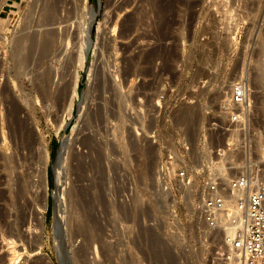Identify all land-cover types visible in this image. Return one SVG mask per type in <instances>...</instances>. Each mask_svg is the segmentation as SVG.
<instances>
[{"label":"rangeland","instance_id":"1","mask_svg":"<svg viewBox=\"0 0 264 264\" xmlns=\"http://www.w3.org/2000/svg\"><path fill=\"white\" fill-rule=\"evenodd\" d=\"M54 1L61 23L33 22L28 32L55 27L60 41L50 59L36 53L26 67L15 39L33 1L0 7V161H15L11 176L0 168V264L13 255L17 264H61L55 241L63 264H82L88 241V264H229L226 229L207 228L198 212V184L162 182L158 172L181 138L195 146L194 168L221 159L216 146L239 136L214 128L227 127L221 105L239 79L253 101V145L264 144V0H99L88 65L81 54L97 0ZM76 86L82 102L70 108ZM65 135L55 228L54 159ZM74 214L84 233L73 234ZM152 233L170 250L156 254Z\"/></svg>","mask_w":264,"mask_h":264},{"label":"built area","instance_id":"2","mask_svg":"<svg viewBox=\"0 0 264 264\" xmlns=\"http://www.w3.org/2000/svg\"><path fill=\"white\" fill-rule=\"evenodd\" d=\"M225 99L221 113L227 118V127L214 130L237 134L238 139L216 146L213 153L219 161H201L194 168L195 146L181 138L162 157L159 179L190 187L197 183L201 191L197 209L205 226L216 232L227 226L235 228L228 241L236 252V264H264V144L258 150L253 145V101L247 82L239 79ZM226 158L232 161L226 162ZM225 257L232 259L231 254Z\"/></svg>","mask_w":264,"mask_h":264},{"label":"bare ground","instance_id":"3","mask_svg":"<svg viewBox=\"0 0 264 264\" xmlns=\"http://www.w3.org/2000/svg\"><path fill=\"white\" fill-rule=\"evenodd\" d=\"M33 2L30 4V7L27 9L28 11V13L26 14L27 15V17H28V22H29V24L27 23V25L28 26H26V31L24 32L23 30V32L24 33H20L19 35H18V37L15 39V40H17L16 41V47L20 50L19 52H21V50L22 51H24V54L22 55V56H24V61H20V63L22 64V65H25L24 67H26V65H27V62L28 61H30L31 60V58L34 56V54H36V53H38L37 54V56L39 55V58L38 59H40L39 60V62L41 61V60H45V59H48V57L50 56V54H51V52H52V49L56 46V44L60 41V38H61V36H59L58 34V31H57V28L55 29V27H52V28H48V29H46V30H44L43 29V31H39V32H35V33H29L28 32V30L30 29V26L32 25V23L34 22V24L35 25H37V28H38V26L41 28H43V26H47V25H54L55 23H57V22H59V23H61L60 22V19L58 20V12H59V8H60V6L58 5L59 4V2H57V1H54V0H32ZM86 1H88V0H86ZM7 2V0H1L0 1V7L2 6V5H4L5 3ZM84 6V5H83ZM86 6H84L83 8H85ZM88 7V6H87ZM86 7V8H87ZM101 8V2L99 1V0H97V2H95V4L94 5H92L91 6V8H90V10H89V15H90V17H89V20H88V22H89V28H88V32L91 34L90 35V39H89V41H90V44H89V46H88V49L86 50V55H84L83 53L81 54V63H82V61H83V64H84V62H86L87 63V65L89 64V57L91 56V57H93L92 55V52L94 53V51H95V47H94V40H93V38H94V32H96L98 29H99V27H100V23L98 24L97 23V20H96V14H97V12H98V10ZM87 9H89V8H87ZM88 11V10H87ZM36 12L38 13V15L37 16H35L36 15ZM82 13V12H81ZM26 17V18H27ZM12 18V17H11ZM25 20V19H24ZM63 20V19H62ZM26 21V20H25ZM87 22V23H88ZM26 23V22H25ZM50 27V26H49ZM86 27V26H85ZM36 28V27H35ZM87 28V27H86ZM39 29V28H38ZM41 30V29H40ZM80 30V29H79ZM85 28H84V31H83V29H82V32L85 34ZM100 30V29H99ZM21 31V32H22ZM35 31V30H34ZM33 32V31H32ZM93 36V37H92ZM59 40V41H58ZM62 40H64V36H62ZM65 42V41H64ZM88 45V44H87ZM58 46L59 45H57V47L56 48H58ZM62 46V45H61ZM60 47V46H59ZM60 49H62L61 50V53H62V55H63V46L62 47H60ZM59 50V49H58ZM11 51V50H10ZM17 51V50H16ZM55 51H57V50H55ZM60 51H58V53H59ZM16 53V52H15ZM18 53V52H17ZM22 53V52H21ZM57 54V53H56ZM60 54V53H59ZM17 56H18V54H17ZM54 56V55H53ZM56 57L58 58V55H56ZM60 57V56H59ZM35 58V57H34ZM51 57H49V59H50ZM54 58H55V56H54ZM80 58V57H79ZM19 59V58H18ZM84 59H85V61H84ZM59 60V59H58ZM91 60H92V58H91ZM17 61V60H16ZM37 61V60H36ZM33 62V61H32ZM31 61H30V63H32ZM45 62V61H44ZM91 62V61H90ZM29 63V62H28ZM15 64V63H14ZM37 64V63H36ZM82 64V65H83ZM29 65V64H28ZM18 66V65H17ZM30 66V65H29ZM28 66V67H29ZM37 66H39V65H37ZM45 66V65H44ZM84 66V65H83ZM27 67V68H28ZM26 68V69H27ZM92 68V67H91ZM24 71V70H23ZM28 71V70H27ZM29 72V71H28ZM27 72V73H28ZM44 73V72H43ZM47 72H45V74H46ZM42 75V74H41ZM41 75H40V77H41ZM90 75V74H89ZM259 75V74H258ZM261 75H262V73H261ZM55 76V75H54ZM38 77H39V75H38ZM44 77L45 78H47V76L46 75H44ZM53 78V77H52ZM45 80V79H44ZM78 80V79H77ZM48 81V80H47ZM44 85V84H43ZM46 86V85H45ZM234 86H235V84H234ZM234 86H233V88H234ZM49 87V86H48ZM68 87H70V84L69 85H67V87L66 88H68ZM48 89V88H47ZM52 89V88H51ZM69 90V89H68ZM82 92V91H81ZM49 95V94H48ZM74 95H75V97L71 100V102H70V108H73L74 106H75V104H76V97H77V100L79 101V103H77L78 104V106L80 107V104H81V102H82V100H80L81 99V94H80V87H75V89H74ZM226 100V99H225ZM224 103H225V101H224ZM76 104V105H77ZM185 112V111H184ZM184 116H186V115H184ZM187 116H188V114H187ZM186 119V118H185ZM73 125V124H72ZM66 136V135H65ZM259 136V135H258ZM69 138V137H68ZM258 138V137H257ZM256 138V139H257ZM16 139V138H15ZM261 139V137L259 138V139H257L256 140V142H258V140H260ZM255 140V139H254ZM262 141V140H261ZM264 141V140H263ZM67 143H68V141H64L63 143H62V145H61V147H60V151H59V155L57 156V158L56 159H54V160H56V164H55V174H56V193H58L57 194V200L59 201H61V207H59V208H57V211H56V214H57V216H56V223H55V225L57 226H60L59 225V219H60V214H61V211H62V205H63V197H62V194H60V187H61V182H62V179H63V177H62V164L58 161L59 160V158L61 157V156H63V154L66 152V150H67ZM69 144V143H68ZM254 144H256V143H254ZM258 144V143H257ZM262 144V143H261ZM260 146H263V144L262 145H260ZM260 148V147H259ZM20 149V148H19ZM143 152V151H142ZM14 154V153H13ZM7 156V155H6ZM33 156V155H32ZM7 158V157H6ZM15 158V157H14ZM3 159V158H2ZM8 159V158H7ZM7 159H4L3 161H0V168L2 167L3 168V170L4 169H6L8 172L7 173H9V175L11 176L12 175V173H13V171H14V165H13V161L14 160H12L11 159V156H10V159L9 160H7ZM16 159V158H15ZM20 160V159H19ZM25 160V159H24ZM14 163H15V161H14ZM53 165H54V162H53ZM17 166V165H16ZM65 168V167H64ZM75 168V167H74ZM1 170V169H0ZM77 171V170H76ZM6 172V171H5ZM3 175V174H2ZM9 175H8V177H9ZM14 177H15V175H14ZM13 177V178H14ZM7 178V177H6ZM11 178V177H10ZM12 178V179H13ZM33 178V177H32ZM15 179H16V177H15ZM10 180V179H9ZM34 180V179H33ZM15 181V180H14ZM10 182V181H9ZM20 182H21V180H20ZM11 183V182H10ZM34 183V182H33ZM183 185V184H182ZM9 186V185H8ZM11 186V185H10ZM183 186H186V185H183ZM195 185H193V186H191V187H194ZM13 187H15V186H13ZM32 187V186H31ZM38 187H39V185H38ZM9 188V187H8ZM17 188V187H16ZM22 188V187H21ZM4 189V188H3ZM19 189V188H18ZM9 190H10V188H9ZM24 190V189H23ZM22 189H21V191H23ZM57 190H58V192H57ZM20 191V190H19ZM45 191V190H44ZM8 192H11V191H8ZM16 192V191H15ZM15 192H14V194H15ZM42 192V191H41ZM1 193H2V191H1ZM21 193V192H20ZM33 194V193H32ZM3 195V194H2ZM16 195V194H15ZM18 196V195H17ZM16 196V197H17ZM20 196V195H19ZM9 197H11V196H9ZM13 197H14V195H13ZM4 198V197H3ZM5 198H6V196H5ZM11 199V198H10ZM17 199V198H16ZM19 200V199H18ZM9 201V200H8ZM46 201V200H45ZM10 202V201H9ZM15 205V204H14ZM13 205V206H14ZM41 205V204H40ZM4 206V205H3ZM7 206V205H6ZM38 207V206H37ZM39 208V207H38ZM46 208V204L44 205V207H43V211H41V215H42V217H41V220L43 219L44 220V209ZM42 209V208H41ZM3 210H6V209H4L3 208ZM2 210V211H3ZM3 212H5V211H3ZM25 212V211H24ZM9 213V212H8ZM23 215V214H22ZM76 215V216H75ZM12 217V216H11ZM22 217H24V216H22ZM25 218V217H24ZM71 218V217H70ZM69 218V219H70ZM77 218H79V217H77V214H74L73 215V220H76ZM27 219V218H26ZM80 219V218H79ZM85 218H83V222H81L80 220H78V222H77V225L78 226H75L76 228H75V230H74V235H77V234H80V233H84V231H86V225L87 224H84V220ZM16 221V220H15ZM22 221V220H21ZM20 221V222H21ZM1 222V221H0ZM73 222H75V221H73ZM10 223V222H9ZM11 223H14L13 221L11 222ZM18 224V223H17ZM34 224V223H33ZM75 224V223H74ZM15 225V224H14ZM32 225V224H31ZM33 227V226H32ZM20 228V227H19ZM19 228H17V229H19ZM22 228V227H21ZM234 227H229V226H227L226 227V232H227V234H226V244H227V241L229 240V239H231V238H233L234 237ZM10 230V229H9ZM29 231H30V234H32V233H34V229L32 228L31 229V227L28 229ZM34 230V231H33ZM38 230V229H37ZM88 230V229H87ZM16 230H11L10 231V233H12V234H15L16 232H15ZM15 232V233H14ZM143 232V231H142ZM153 232V231H152ZM36 233H38V232H36ZM86 233V232H85ZM11 234V235H12ZM17 234H18V232H17ZM24 234V233H23ZM22 234V235H23ZM87 234V233H86ZM10 235V234H9ZM16 235V234H15ZM21 235V234H20ZM21 235V236H22ZM26 235V234H25ZM33 235V234H32ZM6 236V235H5ZM14 236V235H13ZM12 236V237H13ZM24 236V235H23ZM22 236V237H23ZM28 236V235H27ZM27 236H25V237H27ZM39 236V235H38ZM151 237H150V239H151V241H150V244H151V242H152V248H154L155 250H156V254H158V255H161V254H164L167 250H170V249H168L167 248V250H166V248L165 247H162L164 244L162 243L163 242V239L161 238V236H159V235H157V234H155V233H152L151 235H150ZM35 237V236H34ZM72 237H74L73 235H72ZM31 238V237H30ZM15 239V238H14ZM14 239H12V240H14ZM41 239V238H40ZM89 239V238H88ZM34 240V239H33ZM38 241H39V239H38ZM37 241V242H38ZM149 241V240H148ZM27 242V241H26ZM33 242V241H32ZM40 242V241H39ZM14 243H15V240H14ZM143 243V242H142ZM149 244V245H150ZM163 244V245H162ZM15 245V244H14ZM55 245H56V247H57V252H58V254L60 255V257H61V259H62V261H64V258L62 257V255H63V250H64V245L59 241V242H57V241H55ZM231 244H230V241H228V244H227V253L226 254H231V257H232V261H228L229 262V264H230V262H231V264H236L237 263V258L235 257L236 256V252L234 251V250H232V248H231V246H230ZM90 246H89V241L84 245V246H82V248L80 249V254H79V258L81 259L80 261H81V263L82 264H88V261H87V256H86V254L88 253V248H89ZM150 247H151V245H150ZM165 249V250H164ZM14 250V252H17L15 249H13ZM165 251V252H164ZM13 252V251H12ZM164 252V253H163ZM14 256L15 255H13V257H11V259L9 260V263L8 264H17L19 261L17 260L18 259V257H16L15 256V258H14ZM18 256H20V255H18ZM86 256V257H85ZM145 256V255H144ZM159 257V256H158ZM87 258V259H86ZM131 260H133V259H131ZM18 261V262H17ZM65 262V261H64ZM135 263H137V262H135ZM143 263V262H142Z\"/></svg>","mask_w":264,"mask_h":264},{"label":"water","instance_id":"4","mask_svg":"<svg viewBox=\"0 0 264 264\" xmlns=\"http://www.w3.org/2000/svg\"><path fill=\"white\" fill-rule=\"evenodd\" d=\"M99 14H100V9L98 10V12H97V14H96L97 19H98V17H99ZM64 141H68V136H67V135L64 136L63 139H62V141L60 142V145H59V148H58V153H57V155H56V158H57V156L59 155L60 147H61V145H62V143H63ZM57 226H58V225H57ZM57 226L55 225V228H57ZM58 258H59V260H60V263L63 264L62 259H61V257H60L59 254H58Z\"/></svg>","mask_w":264,"mask_h":264}]
</instances>
